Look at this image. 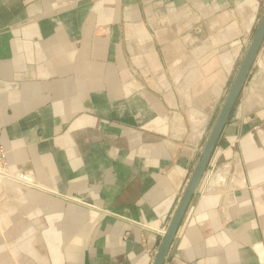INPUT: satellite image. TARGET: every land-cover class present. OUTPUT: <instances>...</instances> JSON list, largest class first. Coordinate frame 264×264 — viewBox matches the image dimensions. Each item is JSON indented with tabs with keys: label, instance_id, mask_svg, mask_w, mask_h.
Wrapping results in <instances>:
<instances>
[{
	"label": "crops",
	"instance_id": "crops-1",
	"mask_svg": "<svg viewBox=\"0 0 264 264\" xmlns=\"http://www.w3.org/2000/svg\"><path fill=\"white\" fill-rule=\"evenodd\" d=\"M264 0H0V264H152ZM164 264H264V42Z\"/></svg>",
	"mask_w": 264,
	"mask_h": 264
},
{
	"label": "water",
	"instance_id": "water-1",
	"mask_svg": "<svg viewBox=\"0 0 264 264\" xmlns=\"http://www.w3.org/2000/svg\"><path fill=\"white\" fill-rule=\"evenodd\" d=\"M264 42V14L255 30L254 36L249 44L245 56L238 68V71L232 81L228 93L224 99L221 110L213 124V127L207 137L205 145L198 157L195 168L182 194L179 204L168 225L166 233L161 241L156 257L152 264H164L168 252L172 246L174 238L184 218L186 210L195 195L199 184L206 172L213 153L217 147L219 139L232 115V112L242 93L252 66Z\"/></svg>",
	"mask_w": 264,
	"mask_h": 264
},
{
	"label": "built area",
	"instance_id": "built-area-1",
	"mask_svg": "<svg viewBox=\"0 0 264 264\" xmlns=\"http://www.w3.org/2000/svg\"><path fill=\"white\" fill-rule=\"evenodd\" d=\"M8 151L5 146L0 142V181H9L20 186H33L31 178L22 172H12L8 166ZM166 229L160 230L159 235L163 239Z\"/></svg>",
	"mask_w": 264,
	"mask_h": 264
},
{
	"label": "rangeland",
	"instance_id": "rangeland-1",
	"mask_svg": "<svg viewBox=\"0 0 264 264\" xmlns=\"http://www.w3.org/2000/svg\"><path fill=\"white\" fill-rule=\"evenodd\" d=\"M263 14H264V8H263ZM263 14H262V15H263Z\"/></svg>",
	"mask_w": 264,
	"mask_h": 264
}]
</instances>
